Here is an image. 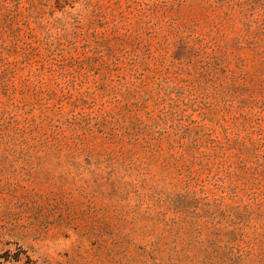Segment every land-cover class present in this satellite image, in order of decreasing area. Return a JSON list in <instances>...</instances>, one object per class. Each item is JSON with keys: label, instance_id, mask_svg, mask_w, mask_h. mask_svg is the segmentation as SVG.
Listing matches in <instances>:
<instances>
[{"label": "rangeland", "instance_id": "rangeland-1", "mask_svg": "<svg viewBox=\"0 0 264 264\" xmlns=\"http://www.w3.org/2000/svg\"><path fill=\"white\" fill-rule=\"evenodd\" d=\"M0 264H264V0H0Z\"/></svg>", "mask_w": 264, "mask_h": 264}]
</instances>
